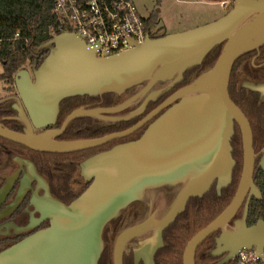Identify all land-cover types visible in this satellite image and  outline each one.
Masks as SVG:
<instances>
[{
    "label": "water",
    "instance_id": "obj_1",
    "mask_svg": "<svg viewBox=\"0 0 264 264\" xmlns=\"http://www.w3.org/2000/svg\"><path fill=\"white\" fill-rule=\"evenodd\" d=\"M221 44V53L212 68L171 94L128 130L89 140H56L80 116L112 122L137 117ZM130 45L129 50L100 58L79 38L57 35L41 47L48 54L32 75L27 71L16 73L17 101L12 109L24 128L16 132L0 123V138L27 149L53 154L79 152L126 138L152 122L136 141L116 145L78 164L79 180L90 184L70 205L49 194L46 181L29 158L9 154L13 162L27 166L38 183L45 184L47 193L38 206L42 219L48 220L49 225L0 252V264H98L104 227L133 202L147 204V217L118 234L113 246V264H123L127 243L148 231H152L151 235L140 242L134 258L136 262L154 264L155 254L163 247V232L184 212L189 200L204 196L214 185L220 195L231 184L235 167L231 140L235 124L241 133L243 151L235 195L223 212L186 244L182 264H195L198 247L218 231L221 234L212 256L222 251L226 256L216 264L230 262L242 250L254 249L257 254L264 250V221L246 225L251 199H261L253 181L257 155L252 131L228 93L236 60L264 46V0H233L232 9L214 22L157 39L147 37L140 44L130 41ZM167 81L165 88L150 92L155 84ZM142 83L146 85L118 106L79 108L67 116L59 129H47L55 124L63 99L122 94ZM240 87L264 97V83L244 82ZM141 98L144 100L134 114L121 118L106 116L125 111ZM259 167L264 172V155ZM193 170H200L201 177L185 186L161 217L154 218L151 210L157 191L167 195ZM146 187H155L157 193L147 203L140 193ZM8 191L6 183L0 190V203ZM19 202L18 198L8 205L4 216L12 213ZM241 208V219L234 222L233 230L225 232Z\"/></svg>",
    "mask_w": 264,
    "mask_h": 264
},
{
    "label": "trees",
    "instance_id": "obj_2",
    "mask_svg": "<svg viewBox=\"0 0 264 264\" xmlns=\"http://www.w3.org/2000/svg\"><path fill=\"white\" fill-rule=\"evenodd\" d=\"M52 6L53 0H0L1 77L10 86L14 85V77L17 72L26 69L28 66L38 68L47 56L48 52L40 49L54 37L51 33V27L54 25V18L51 13ZM232 7L233 0H229V9L226 13ZM143 22L150 39H157L166 35V33H160L159 30H154L157 24L156 14H151ZM16 34L17 36L15 37ZM222 47L223 44L215 46L204 57L200 65L187 70L179 84L156 97L154 101L148 104L145 111L137 117L130 120L112 122L97 117L80 116L67 127L64 133L57 136L56 140H89L128 130L146 117L171 94L190 84L212 68L221 53ZM37 50H40L41 57L36 61V55H33V52ZM244 82L264 83V46L236 60L228 83L230 99L240 108L249 121L253 136V149L257 152L264 146V100L260 102L258 93L241 88L240 86ZM168 83V81L159 82L154 85L150 92L165 88ZM145 85L146 83H142L133 86L122 94L83 95L63 99L59 104V113L55 124L47 129H59L67 116L79 108L99 109L118 106L139 92ZM143 100L144 98L135 101L125 111L107 114L106 116L121 118L132 115L140 108ZM7 102H0V123L9 130L21 132L19 123L13 118L15 112ZM149 124H146L126 138L111 141L100 147L69 154L36 152L0 138V161L3 149L6 146L19 148L22 154L24 153L31 158L37 171L47 178L52 194L65 205H70L89 186V183L79 186L75 182L78 173L77 164L98 153L109 151L116 145L136 141ZM231 147L232 157L235 161L231 184L221 190L220 195L217 194L214 185L204 196L189 200L184 212L178 215L176 220L163 232V247L155 254L154 264H182V256L186 244L199 231L217 218L232 201L243 165L241 133L237 125L234 126ZM253 181L261 193V199H251L247 215L248 225L254 224L259 218L264 220V172L261 170L255 171ZM162 204V198L157 194L153 198L152 211L161 213L163 210ZM145 209L146 207L143 203L133 202L113 222L104 227L102 231L103 251L98 264H113V246L118 234L122 230L145 220ZM240 216L241 210H239L234 219H238ZM231 224L232 221L230 222ZM219 234L220 231L212 234L198 247L195 255V264H216L218 262L219 259L212 256V251L216 246V238ZM123 264H133L131 250H127L124 253Z\"/></svg>",
    "mask_w": 264,
    "mask_h": 264
},
{
    "label": "built area",
    "instance_id": "obj_3",
    "mask_svg": "<svg viewBox=\"0 0 264 264\" xmlns=\"http://www.w3.org/2000/svg\"><path fill=\"white\" fill-rule=\"evenodd\" d=\"M226 4L220 5L226 7ZM51 13L54 37L73 35L100 58L122 53L131 49L130 41L140 44L149 37L143 22L146 18L139 14L133 0H53ZM1 75L0 62V80L7 89H15V85L10 86ZM15 96L17 93L13 98ZM8 99L9 94H0V102ZM229 264H264V250L260 254L254 249L239 251Z\"/></svg>",
    "mask_w": 264,
    "mask_h": 264
},
{
    "label": "flooded vegetation",
    "instance_id": "obj_4",
    "mask_svg": "<svg viewBox=\"0 0 264 264\" xmlns=\"http://www.w3.org/2000/svg\"><path fill=\"white\" fill-rule=\"evenodd\" d=\"M39 57H41L40 52L36 55V61L39 59ZM34 69H35L34 67L28 66V69H24L21 71H27L28 73H30V75H32L31 73L33 72ZM258 99L260 102H262L264 100V97L260 98V96L258 94ZM16 101H17V96H15L13 98L14 104H16ZM13 105L11 106V108L13 107ZM13 118H14V120H16L15 119L16 113H15ZM151 122H149V123L151 124ZM18 123H19V126L21 127V131H22L24 126L22 123H20V122H18ZM40 132H42V131H39V132L36 131V133H40ZM241 143H242V141H241ZM263 148H264V146H263ZM263 148H261L257 152H255V150L253 149L254 153L257 155L256 160H255L254 172L257 170L262 171L261 167H259V163L261 162V159L264 155V152H262ZM9 154H14V155H17L20 157H27L31 160V158L28 155H26L24 153L22 154V151L19 148L6 146L3 149L2 159L0 161V190L3 188V186L6 183H8L9 184V191L7 192L4 200L0 203V252L5 251L6 249H8L12 245L18 243L19 241H21L25 237H27V236H29V235H31V234L39 231V230L45 229L49 225L48 220L42 219L43 218L42 212L38 206L39 201H41L43 198H45L46 193H47V189H46L45 184L38 183L34 179V177L32 176L31 172L28 170L27 166H25V165L21 166L15 162H13L12 159L10 158ZM3 159L5 161V165L2 168V160ZM32 163H33V161H32ZM79 163H81V162H79ZM78 164H77V167H78ZM33 165H34V163H33ZM34 167H35V165H34ZM35 170L46 181V183L48 185L49 194L52 195L53 197H55L51 192L50 184H49L47 178L44 175L40 174L37 171L36 167H35ZM78 174H79V167H78L77 176L75 178V182L77 183V185L84 186V185H87L88 183L90 184V182H87L85 184L82 183L83 181L79 180ZM18 198L20 200L18 206L12 211V213H10L7 216H4L7 213L8 205L14 203ZM242 209L243 208L240 209L241 210V216L238 219L233 218L232 224L230 225V223H229L228 226L224 229L225 232L228 230L234 229L233 228L234 222L237 220H240L242 217ZM151 213L154 214V211L151 210ZM145 215L147 217L146 210H145ZM259 220L262 221L263 219H261V218L257 219L254 224H256L257 221H259ZM254 224L248 225L247 219H246V225L248 227L253 226ZM148 232L149 233H147L145 235H142V236L140 235L139 237H136V238L130 240L127 243V245L125 246L124 253L127 250L132 251V263L133 264H144V262L142 260H140L138 262L135 261L134 253L138 249L140 242H142L143 240H145L146 238H148L151 235L152 231H148ZM220 234H221V231H220ZM220 234H219V236H220ZM219 236L216 239H218ZM12 241H14V242H12ZM225 256H226V252L222 251L220 253V255L216 256V258H218L219 259L218 262H220ZM123 257H124V255H123ZM218 262H216V263H218ZM226 264H229V262Z\"/></svg>",
    "mask_w": 264,
    "mask_h": 264
},
{
    "label": "rangeland",
    "instance_id": "obj_5",
    "mask_svg": "<svg viewBox=\"0 0 264 264\" xmlns=\"http://www.w3.org/2000/svg\"><path fill=\"white\" fill-rule=\"evenodd\" d=\"M133 2L143 18H148L151 14H156L157 24L154 30H159L160 33L166 34L181 33L209 24L221 18L229 9V0H133ZM222 2L227 3L226 7H221L220 4ZM4 92L5 94H9L7 103L9 106H12L14 104L13 96L16 95V90L14 88L7 89V85L0 80V94ZM4 165L5 161L3 159L2 168ZM200 177V170H193L186 173L167 195L163 191L160 193L157 191L159 193L158 195L162 198L163 210L161 213L155 211L154 218L161 217L169 208L177 194L185 186ZM155 191V187H146L142 188L140 193L147 203L148 200H151L157 194ZM144 205L147 212V204Z\"/></svg>",
    "mask_w": 264,
    "mask_h": 264
}]
</instances>
